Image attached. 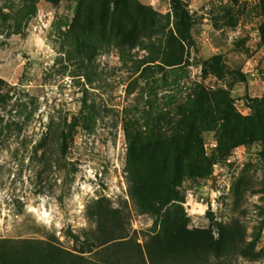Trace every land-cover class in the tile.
Here are the masks:
<instances>
[{"label":"rangeland","instance_id":"rangeland-1","mask_svg":"<svg viewBox=\"0 0 264 264\" xmlns=\"http://www.w3.org/2000/svg\"><path fill=\"white\" fill-rule=\"evenodd\" d=\"M256 98L264 0H0V264L96 261L77 250L100 199L142 245L156 216L130 194L150 174L189 229L230 225L264 249Z\"/></svg>","mask_w":264,"mask_h":264},{"label":"trees","instance_id":"trees-1","mask_svg":"<svg viewBox=\"0 0 264 264\" xmlns=\"http://www.w3.org/2000/svg\"><path fill=\"white\" fill-rule=\"evenodd\" d=\"M177 11L179 9L176 7ZM34 14L35 8L29 15ZM177 24L179 28H188L186 15L182 14ZM254 100L264 102V98ZM164 177L160 181L152 174L145 176V179L141 175L130 194L142 211L156 216L152 232L142 245L131 243L128 238V215L125 210L112 207L100 199L93 209L96 221L93 236L86 243H79L77 250L80 253L95 250L97 259L84 260L77 256V263L124 264L122 259H129V256L135 257L136 264H198L210 255L216 259L228 258L233 254L250 260L264 257V249L257 251L255 241L245 243L240 231L230 225L221 226L217 237L212 231L189 229L183 206L167 198L170 188L162 185ZM163 190L165 192L162 193Z\"/></svg>","mask_w":264,"mask_h":264}]
</instances>
